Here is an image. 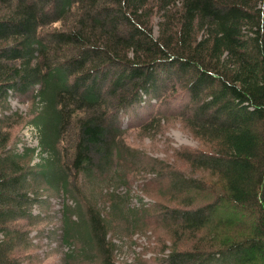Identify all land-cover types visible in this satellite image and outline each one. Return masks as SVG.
<instances>
[{"label": "trees", "instance_id": "obj_1", "mask_svg": "<svg viewBox=\"0 0 264 264\" xmlns=\"http://www.w3.org/2000/svg\"><path fill=\"white\" fill-rule=\"evenodd\" d=\"M176 90L188 98L192 132L214 146L180 156L220 188L202 182L212 195L202 205L152 213L164 227L207 230L202 250L173 248L163 263L264 264V0H0V264H23L15 252L50 221L42 212L51 197H62L52 212L60 244L114 264L111 225L141 223L113 192L111 217L97 208L95 190L124 183L119 166L155 173L170 195L198 192L194 178L137 162L116 118L142 96L156 103ZM12 99L31 100L27 116ZM25 118L39 151L12 141ZM216 231L224 237L208 239Z\"/></svg>", "mask_w": 264, "mask_h": 264}, {"label": "rangeland", "instance_id": "obj_2", "mask_svg": "<svg viewBox=\"0 0 264 264\" xmlns=\"http://www.w3.org/2000/svg\"><path fill=\"white\" fill-rule=\"evenodd\" d=\"M188 98L182 94L181 90L171 93L161 102L155 99L147 100L141 97V102L131 104L127 110L117 113L121 127L125 128L121 132V139L126 147L133 150L135 160L141 163L160 162L166 168L184 174L186 177L194 178L199 182L201 189L198 192L176 193L170 195L163 186H159V178L155 173L142 172L135 168L134 164L119 166L120 173L124 174V183L116 186L110 184L98 194L97 208L104 217H111L108 214V194L113 192L115 200L125 204V208L130 211L127 216L131 220H139L141 223H133L129 226L128 221L119 220L113 222L111 230L108 232V240L114 245V264H165L164 254L176 248L177 250L194 251L202 250V236L207 237V230L194 232L192 235L182 229L176 228L173 224L169 228L162 226L160 220H155L152 213L157 208L161 209H182L184 204L191 201V208L202 205L206 199L212 198L202 194V182L207 185L208 190L220 188V182L216 175L208 170L196 168L184 161L180 154L195 153L202 151L211 152L214 149L213 143L209 140L198 137L192 132L186 121L188 117L185 104ZM12 108L17 109L22 116H27L31 109L32 102H19L16 99L10 101ZM184 114V116H182ZM156 115L160 121L147 129L140 128V124ZM109 116V114H108ZM23 119L11 129L12 141L15 142L17 150L21 145H27L38 149V137L34 128ZM108 122V117L106 119ZM112 124V123H111ZM36 151V152H37ZM38 161L35 156L34 162ZM160 190V192L158 191ZM90 192L89 190L87 191ZM191 197V198H189ZM51 207H43L42 215L48 214L50 221L40 220L31 231V247L27 251L15 252L16 256L24 258L23 264H98L80 260L81 257L70 253L66 246L59 242L58 219L53 217V211L58 209L62 202V197H51L48 200ZM70 204V201H68ZM128 206V207H127ZM38 212V207L34 208V213ZM51 234H53L51 236ZM215 235H209L208 239H221L223 234L216 231ZM203 237V238H205ZM206 239V238H205ZM166 247L164 250H162ZM72 254V255H71Z\"/></svg>", "mask_w": 264, "mask_h": 264}]
</instances>
